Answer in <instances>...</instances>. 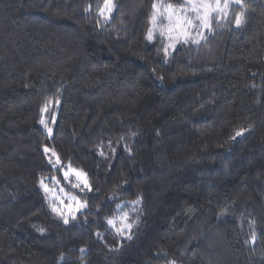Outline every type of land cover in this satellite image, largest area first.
Instances as JSON below:
<instances>
[{
    "label": "trees",
    "instance_id": "16d2710c",
    "mask_svg": "<svg viewBox=\"0 0 264 264\" xmlns=\"http://www.w3.org/2000/svg\"><path fill=\"white\" fill-rule=\"evenodd\" d=\"M156 2L0 0V264H264V0L165 60Z\"/></svg>",
    "mask_w": 264,
    "mask_h": 264
},
{
    "label": "snow or ice",
    "instance_id": "6c2138e0",
    "mask_svg": "<svg viewBox=\"0 0 264 264\" xmlns=\"http://www.w3.org/2000/svg\"><path fill=\"white\" fill-rule=\"evenodd\" d=\"M236 4L241 7L240 13L235 17V25L236 27H240L244 22V4L243 0H186L187 9L194 13V17H189L185 14V9L183 7L178 8L177 6L168 3L163 6V11H161L160 5L157 3H153V15L151 17V21L153 26H156L157 18L165 17L168 21L167 25L161 26L160 35H167V39L172 41L168 45V47H175V44L180 42V38H183V43H188L191 41L192 43L199 44L200 40L205 39L203 32L200 30H211L212 21L214 19V14L216 16L227 17L228 9L230 4ZM116 5L114 0H103V5L98 7V16L103 17L105 20L111 19V14L115 10ZM86 11H90V7L86 9ZM193 32L196 33V36H199V39H196L193 36ZM149 41L154 38V33L152 29L148 30V34L146 37ZM165 53L167 54V48H165ZM41 123H44L41 121ZM51 132V129H49ZM237 135H241V133H237ZM50 151L45 148V152ZM52 155L56 156V153L52 151ZM51 162V161H50ZM59 157L56 158V163H59ZM77 178L81 179L85 188H90L88 180L85 178V174L79 171L72 170ZM69 173H65L66 178ZM45 191H48L47 187L43 185ZM79 187L80 185H76ZM73 201H76V197L71 198ZM82 207H86L85 204L77 201L76 210H79ZM54 212L59 213L63 216V212L60 208L53 207ZM71 211V209H70ZM75 216L73 215V219ZM123 225L122 228L118 229V231L123 232L126 229H130L131 225L127 223V217H123ZM64 222L68 223V219L65 217ZM109 225L115 226L113 220L107 221ZM130 238V237H129ZM169 264H175V261H170Z\"/></svg>",
    "mask_w": 264,
    "mask_h": 264
},
{
    "label": "rangeland",
    "instance_id": "374dc122",
    "mask_svg": "<svg viewBox=\"0 0 264 264\" xmlns=\"http://www.w3.org/2000/svg\"><path fill=\"white\" fill-rule=\"evenodd\" d=\"M222 2H223V0H222ZM156 3L160 5L161 11H163V6L167 5V4H163L161 2H156ZM177 7L178 8L183 7L185 9L186 15H188L189 17H194V13H192L190 10L187 9L186 0H184V4L177 6ZM167 24H168V21L165 17L158 16L157 23H156L155 27L153 26V23L150 20L149 29H152L154 35H157V34H160V32H161V26L167 25ZM200 31L203 32V34H205L207 30L201 29ZM147 34H148V31H147ZM193 36H195L196 39H199V36H196L195 32H193ZM163 37L165 39V45H164V50H163L161 58H160L161 60H165L168 53L170 51H172L175 47H177L180 43L183 42V38L181 37L180 42L176 43L174 48L168 47V45L170 43H172V41L167 39V35H164ZM165 48H167V54L165 53ZM48 132H50V131L48 130ZM72 170H74V169L69 168L64 172L65 178H66L65 173L66 172L69 173L68 177L66 178V181L71 183V184H74V185L83 184L82 180L77 178V176L75 175V173ZM75 171H78V170H75ZM44 186H46L48 189V191H46V192L48 193L49 198H50L51 202L53 203L54 207L60 208L61 211L67 215H69L70 213H72L73 211L76 210V203L78 200L73 201L71 198L74 196L71 193H69L68 191H66L65 187L63 185H61L58 181L52 180L50 183L45 184ZM70 209H71V211H70Z\"/></svg>",
    "mask_w": 264,
    "mask_h": 264
}]
</instances>
